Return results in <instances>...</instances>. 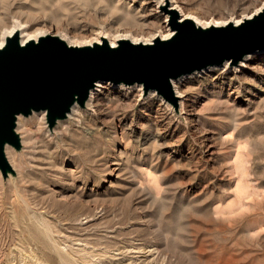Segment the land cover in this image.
I'll use <instances>...</instances> for the list:
<instances>
[{
  "label": "rangeland",
  "instance_id": "rangeland-1",
  "mask_svg": "<svg viewBox=\"0 0 264 264\" xmlns=\"http://www.w3.org/2000/svg\"><path fill=\"white\" fill-rule=\"evenodd\" d=\"M179 1L225 19L264 0ZM6 2L3 23L74 25L79 40L119 20L150 39L165 20L157 0ZM244 62L176 79L184 112L105 82L79 122L19 116L16 173L0 171V264H264V52Z\"/></svg>",
  "mask_w": 264,
  "mask_h": 264
},
{
  "label": "water",
  "instance_id": "water-1",
  "mask_svg": "<svg viewBox=\"0 0 264 264\" xmlns=\"http://www.w3.org/2000/svg\"><path fill=\"white\" fill-rule=\"evenodd\" d=\"M174 33L150 44L121 39L117 46L103 39L92 45H72L59 36L44 35L21 42L19 33L0 48V171L15 174L7 145L22 149L17 132L20 115L46 111L52 129L66 119L75 104L85 107L99 81L115 85L142 84L178 104L172 80L209 67L239 64L264 52V8L242 23L204 27L196 21L172 18Z\"/></svg>",
  "mask_w": 264,
  "mask_h": 264
},
{
  "label": "bare ground",
  "instance_id": "bare-ground-1",
  "mask_svg": "<svg viewBox=\"0 0 264 264\" xmlns=\"http://www.w3.org/2000/svg\"><path fill=\"white\" fill-rule=\"evenodd\" d=\"M182 1H184V0H182ZM180 3L181 2L179 0H157V2H156L157 9L155 10V13L164 14L165 20H164V24L160 28V30L154 32L152 34V36L150 37V39H145L143 37H140L139 35L142 34L141 33L142 31L139 30L138 27H135V24L129 23V21L127 22V21L119 20L120 23L117 25V27H116V29H114V31L106 29L104 26H102L100 30H98V31L95 30L92 32L93 36L86 37L85 39L81 38L79 40V38H77L78 36H76L74 34L73 35L70 34V30L72 27H74V25H69V26L65 25L64 27H61L60 25H58L54 22H52V23L51 22H45L44 26L38 27V28H36V30H31L30 25H27V22H25L21 19H19V20L13 19L9 23H7L8 21L6 22V20H5V22L3 23V19H4L5 15L8 14V11L10 10V8H8L9 4L7 5L6 0H0V48L4 47V45L6 44V38L8 36L13 35L14 33H19V37L21 39V42H24V43L26 41H29V40H35L36 41L39 37L44 36V35H51V36L55 35V36H59L60 38H62L63 40L67 41L68 43H70L72 45H79V46H85L87 44L92 45L95 43L101 44L104 41L103 39L109 40V42L113 46H117L119 40H121V39H129L132 42H136V43L150 44V42H153L158 37H160L162 39H166L174 33V30L172 28V18L176 12L179 13V21H181V22L185 21L187 19H192L193 21H196L197 25L209 27V26H215V25H227L231 22H234L236 24H240L245 19L251 18V17L257 15L258 13H260L264 8V1H263L261 4L256 5L253 9H251L246 14H245V12H243L244 14L240 15V17H237V18L231 17V18L222 19L223 17H221V16L220 17H217V16L206 17L205 15L203 16V14H201V12L200 13L198 12L199 14H201V16H200V15L196 14V12H192L191 10H189L188 9L189 6L188 7L186 6L187 7V9H186L185 5H181ZM21 16H23V15H21ZM157 17H158V15H157ZM113 21H116V19H113ZM163 29H166L167 32L165 33V31H163ZM72 38H75V39L72 40ZM257 53H259V52H257ZM248 57H249V55H248ZM248 57H246L244 60H242L239 64L235 65V64H230L229 62H226L225 65L229 66V67L233 66L234 68H237V67L241 68L242 66L245 65L244 61L247 60ZM105 82H108V81L103 80V81L97 82L96 86L91 90V94L89 96L88 102L86 103L89 106V108L86 111L94 112L97 109L98 105L102 101L101 94H102L103 89L105 87V85H104ZM172 83H173V87H175V93H176V96L178 97V103H180L181 110L184 112L185 108H187L189 106V101L192 98L189 97L188 91L183 90L181 88V86L178 83H176V79H173ZM137 85L140 87V90L142 93L145 92V94H148L145 90V87H143L142 84H137ZM117 86L119 87V86H126V85L121 83L120 85H117ZM149 92H150V95L157 94L156 90H152ZM80 108H81V106L77 105V104H75L73 106L72 111L69 113V116H68L70 120H72L74 122L80 121V118L85 113V111H83L84 109L81 110ZM203 111H201L200 114L203 113ZM40 112L46 113V111H40ZM193 120L198 121L199 119L193 118ZM12 148H13L12 145H7L6 151L9 150L12 153L13 152Z\"/></svg>",
  "mask_w": 264,
  "mask_h": 264
}]
</instances>
